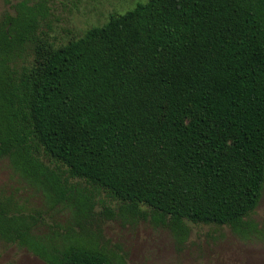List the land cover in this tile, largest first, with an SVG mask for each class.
I'll return each instance as SVG.
<instances>
[{
  "label": "trees",
  "instance_id": "obj_1",
  "mask_svg": "<svg viewBox=\"0 0 264 264\" xmlns=\"http://www.w3.org/2000/svg\"><path fill=\"white\" fill-rule=\"evenodd\" d=\"M15 8L0 19V160L43 208L1 197L2 241L47 264H126L90 227L100 190L120 216L163 225L179 243L189 223L253 233L264 0H146L61 45L44 4ZM59 207L68 223L51 214Z\"/></svg>",
  "mask_w": 264,
  "mask_h": 264
},
{
  "label": "rangeland",
  "instance_id": "obj_2",
  "mask_svg": "<svg viewBox=\"0 0 264 264\" xmlns=\"http://www.w3.org/2000/svg\"><path fill=\"white\" fill-rule=\"evenodd\" d=\"M146 0H0V19L14 14L21 2L42 3L47 8L46 26L56 45L82 35L88 28L102 25L112 13H124ZM84 187L92 189L87 183ZM13 196L28 209L43 208V198L15 173L10 161L0 160V198ZM96 220L90 227L100 231L105 246L126 256V264H264V192L251 215L254 231L243 237L228 227L189 223L188 240L179 243L172 231L143 218L120 216V202L104 190L95 194ZM105 207L111 208V218ZM60 209V210H59ZM58 222L68 223L71 210L59 207L51 211ZM47 223L41 231H48ZM0 264H47L17 245L0 239Z\"/></svg>",
  "mask_w": 264,
  "mask_h": 264
}]
</instances>
